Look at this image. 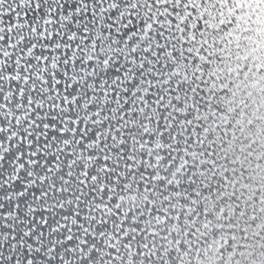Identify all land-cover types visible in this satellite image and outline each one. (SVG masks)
<instances>
[{
    "label": "snow or ice",
    "instance_id": "1",
    "mask_svg": "<svg viewBox=\"0 0 264 264\" xmlns=\"http://www.w3.org/2000/svg\"><path fill=\"white\" fill-rule=\"evenodd\" d=\"M0 264H264V0H0Z\"/></svg>",
    "mask_w": 264,
    "mask_h": 264
}]
</instances>
